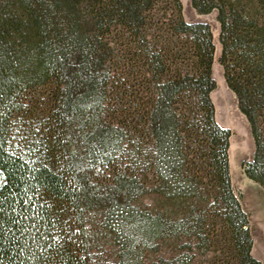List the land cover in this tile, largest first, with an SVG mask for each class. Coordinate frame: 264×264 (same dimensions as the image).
<instances>
[{"label":"trees","instance_id":"obj_1","mask_svg":"<svg viewBox=\"0 0 264 264\" xmlns=\"http://www.w3.org/2000/svg\"><path fill=\"white\" fill-rule=\"evenodd\" d=\"M214 12L217 63L247 123L240 172L264 188V0H188ZM181 0H0V264H89L104 232L115 264H140L155 239L171 246L150 264H262L243 193L230 179L232 134L215 119L214 44L207 21H186ZM146 66L132 135L105 115L112 50ZM142 83V82H141ZM129 142L130 169L120 154ZM161 206L137 207L145 189ZM188 237L189 251L173 242ZM141 247V248H140Z\"/></svg>","mask_w":264,"mask_h":264},{"label":"rangeland","instance_id":"obj_2","mask_svg":"<svg viewBox=\"0 0 264 264\" xmlns=\"http://www.w3.org/2000/svg\"><path fill=\"white\" fill-rule=\"evenodd\" d=\"M183 8L182 15L186 21H207L211 25L212 42L214 53L212 58L211 73L216 81V88L211 92L210 97L215 106V119L224 127L231 130L228 147L229 174L231 182L243 193V205L249 214V224L253 239L252 254L264 264V188L257 182L252 181L240 172L239 161L250 159L252 153V141L249 135L248 126L242 115L235 106V100L231 92L225 86L221 66L217 63L219 44L217 40V23L214 20V12L205 15H196L189 6L188 0H181ZM108 71L107 96L105 102V115L110 121L118 124L119 128L128 140L133 138L132 125L136 118L139 97L146 93L144 78L150 74L145 73L146 66L136 65L129 69L124 67L119 52L112 50L105 61ZM142 82V83H141ZM259 128L264 139V111L259 116ZM120 154L121 165L130 169L134 158L133 148L129 142L124 144ZM153 178L148 175L143 189L133 200L137 207L161 206L164 197L152 190ZM188 237H179L173 242L174 252L181 253L188 251L186 247H179L186 244ZM93 249L90 251L89 264H115L116 246L112 239L104 232H96L92 240ZM141 248V247H140ZM171 250V246L163 239H155L149 244V249L141 248L140 264H150L164 257ZM193 264H210L211 252L204 248H193ZM189 252V251H188Z\"/></svg>","mask_w":264,"mask_h":264},{"label":"crops","instance_id":"obj_3","mask_svg":"<svg viewBox=\"0 0 264 264\" xmlns=\"http://www.w3.org/2000/svg\"><path fill=\"white\" fill-rule=\"evenodd\" d=\"M211 94V93H210Z\"/></svg>","mask_w":264,"mask_h":264}]
</instances>
